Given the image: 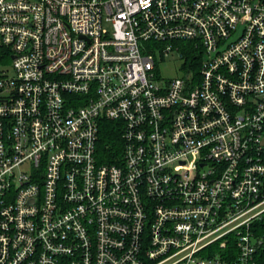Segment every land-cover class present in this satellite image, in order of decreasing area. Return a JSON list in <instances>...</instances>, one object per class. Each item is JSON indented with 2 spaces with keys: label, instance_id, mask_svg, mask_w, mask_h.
I'll return each mask as SVG.
<instances>
[{
  "label": "built area",
  "instance_id": "1",
  "mask_svg": "<svg viewBox=\"0 0 264 264\" xmlns=\"http://www.w3.org/2000/svg\"><path fill=\"white\" fill-rule=\"evenodd\" d=\"M263 212L264 0H0V264H257Z\"/></svg>",
  "mask_w": 264,
  "mask_h": 264
},
{
  "label": "trees",
  "instance_id": "2",
  "mask_svg": "<svg viewBox=\"0 0 264 264\" xmlns=\"http://www.w3.org/2000/svg\"><path fill=\"white\" fill-rule=\"evenodd\" d=\"M112 124L113 121L104 119L101 125V136L98 145L101 161L114 162L113 155H119L118 150L115 152L113 151L116 148L118 133L113 128ZM250 229L256 238L263 239V244L257 248L256 259L257 264H264V212L259 218L253 220ZM218 247L219 244H215L214 246H212L213 251H220ZM228 247L233 248V245L228 244Z\"/></svg>",
  "mask_w": 264,
  "mask_h": 264
},
{
  "label": "rangeland",
  "instance_id": "3",
  "mask_svg": "<svg viewBox=\"0 0 264 264\" xmlns=\"http://www.w3.org/2000/svg\"><path fill=\"white\" fill-rule=\"evenodd\" d=\"M185 61L177 59L175 54H171L165 60L159 57L158 66L156 69L157 75L160 78H171L181 74V69ZM5 68L8 70L9 74L13 75L15 70L13 68L12 61L9 60L6 64L1 65V69Z\"/></svg>",
  "mask_w": 264,
  "mask_h": 264
}]
</instances>
